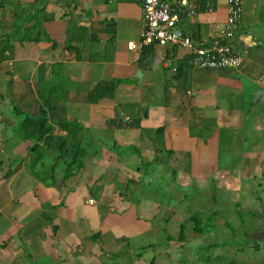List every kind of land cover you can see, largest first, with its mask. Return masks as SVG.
<instances>
[{
	"label": "crops",
	"instance_id": "obj_1",
	"mask_svg": "<svg viewBox=\"0 0 264 264\" xmlns=\"http://www.w3.org/2000/svg\"><path fill=\"white\" fill-rule=\"evenodd\" d=\"M143 5L0 0V42L17 32L19 16L30 36L0 52V264H187L177 258L185 242L161 236L165 225L184 223L175 219L186 199L180 178L231 182L240 202L250 187L264 186V0H243L232 41L243 63L226 69L194 66L181 46L131 49ZM188 10L195 13L182 14L179 27L197 46L221 37L228 0H189ZM102 84L104 96L92 99ZM40 91L57 108L39 152L14 133L19 113L44 106ZM63 119L84 129L90 151L80 171L64 179L58 168L51 179ZM160 182L164 200L143 192Z\"/></svg>",
	"mask_w": 264,
	"mask_h": 264
},
{
	"label": "rangeland",
	"instance_id": "obj_2",
	"mask_svg": "<svg viewBox=\"0 0 264 264\" xmlns=\"http://www.w3.org/2000/svg\"><path fill=\"white\" fill-rule=\"evenodd\" d=\"M25 28L27 27L24 26L23 19L19 16L14 27L17 32L10 36L11 44L13 43L12 39L26 42L28 40L27 38H30V36H28L29 28H27L26 31ZM67 42L70 44V39L67 40ZM66 46L68 45L66 44ZM45 70L46 66L42 68L40 74ZM41 86V89H44V84ZM39 94L42 96L43 91H40ZM42 101L45 100L42 99ZM16 105L20 108L18 102H16ZM19 115L25 116L22 113H19ZM223 132L227 134L229 133V131H225V129L223 130ZM14 134H16L15 140H17V135H22L23 133L18 131L17 129ZM38 150L39 152L41 151V149ZM222 156L224 158V161H227L228 156ZM237 156L238 155H235L233 156V158H230V161L234 164L237 163L236 159L239 158V156ZM45 159L47 164L50 163L51 153L47 154ZM43 161V164H46L45 160ZM38 165L39 163L36 166ZM223 165L224 164L222 163V166ZM43 169H48V166H44ZM143 170L145 172L146 168H144ZM36 172L41 177H47L48 174L47 171L44 173L43 171L36 170ZM186 177V175L182 176L179 181L182 183V188L184 189L183 193L186 192L187 199L184 198V201L178 209L179 211L175 219L177 218L181 222L187 221L189 219L188 216L190 217V214L192 215V212L196 210L195 207L197 206V204H200V202L197 203L196 200H199L197 198H204L203 200H205V202L207 200L209 201L210 199L211 202L208 205L203 203L201 207L203 210V216L201 215L200 220L202 226H206L210 222L211 224L214 223L215 226L207 225L204 229L205 231H214L211 232V234H209L208 236L206 235L202 238H199L193 231V222L192 224L190 222H186L185 225L187 231L184 238L186 239L185 250L188 248V251L190 253L187 251L185 253L180 252L181 254L179 253V256L177 258L183 260L184 257H188V259H186L187 264H228L229 262L227 260H223V258L217 256L224 254L225 256H228L229 261H237V264H264V236H260L263 244L260 242L256 243L260 240H258V238L255 236V234L260 235L262 234L260 232L264 231V186H252L250 187L251 193H248V195L246 193H243L242 195L240 194V196H242L244 200H241V204L238 206L239 196L236 191H238L239 187L236 185H232L231 182L228 184L220 185L219 179L209 180L202 183L201 180L198 179L186 180ZM211 177H208V179H210ZM161 178L162 177H158L157 180L161 181ZM180 182L178 184H180ZM172 188L177 192L179 191L178 187H171L168 184V191ZM164 191L165 189L161 185V182L149 187H143L144 193H152L156 196L157 193H159V197L161 198V200H164L165 198L164 195L166 193ZM136 196L137 193L132 197L135 201L138 199V197ZM247 197H249V199ZM256 199L262 201H257ZM186 206L192 209L191 211L190 209H188V211H190V214L186 210ZM214 212H217V214L215 215ZM228 223H231L232 225L230 226ZM165 227L166 232L161 236L165 237L166 239L171 237L175 240H178L179 236L182 235L179 225H165ZM254 229L257 230L256 233L252 232V230ZM249 232H252L254 234H248ZM196 236L198 239L194 240V237ZM231 239L237 242L241 247L244 246L246 250L240 251L241 248H236L235 245H224V243H228L227 241H230ZM210 242L211 244H209ZM210 245L214 246L208 247Z\"/></svg>",
	"mask_w": 264,
	"mask_h": 264
},
{
	"label": "built area",
	"instance_id": "obj_3",
	"mask_svg": "<svg viewBox=\"0 0 264 264\" xmlns=\"http://www.w3.org/2000/svg\"><path fill=\"white\" fill-rule=\"evenodd\" d=\"M188 8L189 0H144L140 42H131L129 47L137 49L153 44L181 46L189 50L194 66L213 69L239 68L243 58L234 51L231 41L242 21L243 0H228L229 15L221 37L203 47L197 46L191 36L179 27L182 14L195 13ZM174 71L177 69L174 68ZM95 202L92 198L88 200V203Z\"/></svg>",
	"mask_w": 264,
	"mask_h": 264
},
{
	"label": "trees",
	"instance_id": "obj_4",
	"mask_svg": "<svg viewBox=\"0 0 264 264\" xmlns=\"http://www.w3.org/2000/svg\"><path fill=\"white\" fill-rule=\"evenodd\" d=\"M42 12L43 9H42ZM36 17H34V20ZM39 22V21H38ZM36 22V23H38ZM40 23V22H39ZM40 25V24H39ZM72 41V40H70ZM12 49V44H11V37H7V40L0 42V52L2 54H5ZM7 56V55H6ZM178 74L181 75L180 69H177ZM111 86L114 87V83L110 82ZM104 84H102L100 87L96 88L93 92H92V99L95 98V96H99L98 98L104 96L103 94H101V91H104ZM43 100L45 99L44 106H40L39 111L37 114H31V113H26L25 117L22 121V123L20 124L18 131L22 132V136L26 139L29 140H33L35 141L36 145V149L40 148L39 144L41 141H44L48 135V133L50 132L51 127H48V121H49V113H53L57 107H53V105L51 104H46V98L45 95L42 94ZM91 99V100H92ZM59 125L60 130L62 129L65 134L60 136L59 139L56 140H60L62 144H60V146L58 148L59 152L55 158H53V160L55 161L54 165L55 167L51 166V168L53 169L52 172L50 174V178L51 179H55V173L57 171L58 168H60L63 173H64V179H67L69 177H71V175L77 173L78 171H80L83 166H84V160L85 158L88 156L89 151H90V145L88 142V139H86L84 136H82V133L84 131V129L82 127H80L77 123L75 122H70V121H66L65 119L60 120V121H56ZM55 139H51L52 144L57 145L56 142L53 143ZM50 142V143H51ZM34 144V145H35ZM52 146V145H50ZM34 148V149H35ZM51 150V149H50ZM44 159V155H40V160ZM53 165V164H52ZM187 199V198H186ZM199 200H196L197 203L200 202V204L195 207V211L192 212V215L190 214V211L192 209H190V207H188V209H190V211H188V213L190 214L189 219L187 220V222H190L193 226V231L194 233L199 237L202 238L203 236H208L209 234H211V232H213L214 230H208L205 231V227L208 225H212L215 226L214 223L211 224V222L209 224H207L206 226H202L201 224V215L203 216V210H202V205L203 203L208 205L211 200L209 199V201L207 200L205 202V200H203L204 198H197ZM240 201L238 202V206L240 205ZM215 215L217 214V212H214ZM186 223L184 222L183 224H181V234L179 236V241L181 242H185L186 243V239L185 238V234H186ZM230 226L232 225L231 223H228ZM257 230H252V232L256 233ZM252 232H249L248 234H254ZM260 235H256L255 236L258 238V242L256 243H262L263 241L261 240V237L264 236V231H261ZM194 237V238H197ZM261 236V237H260ZM264 239V238H263ZM228 243H224V245H230V246H236V248H241L240 251H245V247H241L237 242H235L234 240H230L227 241ZM211 244V242L209 243ZM255 244V243H254ZM263 244V243H262ZM185 245V244H184ZM214 245H210L208 247H213ZM188 247V246H187ZM186 248V246H185ZM217 249V248H216ZM192 250V249H190ZM189 252L188 248L185 250V252ZM190 253V252H189ZM189 255V254H188ZM221 258H223V260H227L228 264H237V261H229L228 260V256L226 255H217Z\"/></svg>",
	"mask_w": 264,
	"mask_h": 264
},
{
	"label": "water",
	"instance_id": "obj_5",
	"mask_svg": "<svg viewBox=\"0 0 264 264\" xmlns=\"http://www.w3.org/2000/svg\"><path fill=\"white\" fill-rule=\"evenodd\" d=\"M262 92H263V91L260 90V91L256 92V93L254 94V96L257 98V97L260 95V93H262Z\"/></svg>",
	"mask_w": 264,
	"mask_h": 264
},
{
	"label": "clouds",
	"instance_id": "obj_6",
	"mask_svg": "<svg viewBox=\"0 0 264 264\" xmlns=\"http://www.w3.org/2000/svg\"><path fill=\"white\" fill-rule=\"evenodd\" d=\"M240 23H241V22H240ZM238 28H239V27H238ZM237 31H238V30H237ZM236 33H237V32H236ZM235 35H236V34H235ZM234 37H235V36H234ZM233 39H234V38H233ZM232 41H233V40H232ZM232 41H231V42H232ZM242 58H243V57H242ZM240 67H241V66H240Z\"/></svg>",
	"mask_w": 264,
	"mask_h": 264
}]
</instances>
